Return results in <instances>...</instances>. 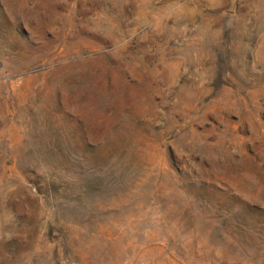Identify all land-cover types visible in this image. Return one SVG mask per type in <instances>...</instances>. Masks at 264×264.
Segmentation results:
<instances>
[{
  "label": "rangeland",
  "instance_id": "rangeland-1",
  "mask_svg": "<svg viewBox=\"0 0 264 264\" xmlns=\"http://www.w3.org/2000/svg\"><path fill=\"white\" fill-rule=\"evenodd\" d=\"M0 264H264V0H0Z\"/></svg>",
  "mask_w": 264,
  "mask_h": 264
}]
</instances>
